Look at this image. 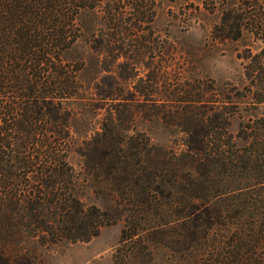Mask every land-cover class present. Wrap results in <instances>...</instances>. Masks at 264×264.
Masks as SVG:
<instances>
[{
    "label": "trees",
    "instance_id": "obj_1",
    "mask_svg": "<svg viewBox=\"0 0 264 264\" xmlns=\"http://www.w3.org/2000/svg\"><path fill=\"white\" fill-rule=\"evenodd\" d=\"M210 1L228 4L225 38L248 32L264 42V0ZM155 7L156 0H0V264H32L33 240L89 242L119 221L80 198L74 151L93 174L132 191L130 203H118L123 209L164 213L162 229L178 250L168 247L183 253L179 264H264V117L237 135L208 130L209 116L175 118L183 130L182 148H174L121 130L123 118L110 110L75 150L83 118L74 107L88 100L82 73L96 65L97 98L115 102V90H101L100 54L134 47ZM18 130H37L32 148L19 147ZM142 225L126 224L123 240Z\"/></svg>",
    "mask_w": 264,
    "mask_h": 264
},
{
    "label": "rangeland",
    "instance_id": "obj_2",
    "mask_svg": "<svg viewBox=\"0 0 264 264\" xmlns=\"http://www.w3.org/2000/svg\"><path fill=\"white\" fill-rule=\"evenodd\" d=\"M227 9L228 4L223 1L214 7L210 0H156L155 17L146 36L134 41V47L127 52L100 54L104 78L100 81L101 90L102 93L115 90L118 94L115 102L97 98L93 86L96 65L90 64L82 73L88 100L84 106L74 107L83 118L75 126V150L83 139L79 135L103 126L102 119L110 110L123 118L121 130L145 132L157 145L174 148H182L179 130H183L174 123L175 118L209 116L213 126L208 130H226L237 135L249 121L264 117V103H255L264 100L261 91H256L257 77L264 86V69L259 58L261 55L264 61V42L248 32L239 40L225 38L227 27L222 16ZM128 75L132 77L129 79ZM228 113L234 118L228 120ZM131 116L137 120L134 125L127 122ZM18 131L19 147L32 148L37 130ZM70 162L82 178L78 189L82 201L112 211L119 221L104 226L89 242L33 240L26 246L30 263L181 262L183 253L168 247L178 250L162 229L163 220H167L162 211L123 209L118 203H130V189L93 174L75 151ZM132 221L142 222L144 229L139 236L123 240L125 225Z\"/></svg>",
    "mask_w": 264,
    "mask_h": 264
}]
</instances>
